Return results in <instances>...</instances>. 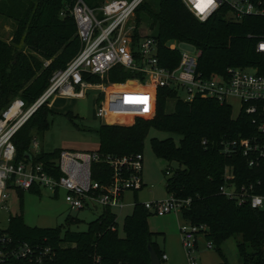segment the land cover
Listing matches in <instances>:
<instances>
[{
    "label": "trees",
    "instance_id": "obj_1",
    "mask_svg": "<svg viewBox=\"0 0 264 264\" xmlns=\"http://www.w3.org/2000/svg\"><path fill=\"white\" fill-rule=\"evenodd\" d=\"M69 2L0 0V14L12 20L9 39L0 38V112L15 97L25 104L31 103L46 87L51 72L64 67L78 51L79 41L72 18L58 16L60 9ZM96 4L89 2L87 5L96 7ZM134 11L138 15L137 22L141 16V21L152 30L148 35L155 40L158 61L164 67L171 68L178 61V52L169 50L168 45L184 43L199 50L197 71L202 75L223 73L228 66L253 68L264 75V59L254 51L255 40L246 37L247 34H264V17L244 16L233 22L219 11L200 22L180 0H142ZM133 36H138L137 29ZM44 61H48L45 66ZM130 76L128 70L118 65L106 72L103 79L120 83ZM109 88L113 94H122L137 86L131 81ZM167 99L175 100L169 112L165 110ZM45 103L13 135L17 159L25 158L33 134L42 133L48 127L49 110ZM141 103L148 104V97L129 101L127 109L131 117ZM150 128L178 135L176 144L171 137H151L149 146L154 157L181 165L165 177V192L178 198H191L189 206L182 208L179 215L192 224L205 226L204 238L212 243L220 258L217 264H232L226 260L220 246L234 235L240 237L235 242L241 259L237 264H264V210L236 205L217 192L223 167L230 165L236 185L258 181L254 192L264 195V160L249 168L241 155L223 157L217 150L221 138L253 133L249 116L239 113L231 119L230 108L225 104L199 97L183 102L175 98L173 91L158 88L153 117L135 118L129 125L100 124L96 129L97 149L118 156L140 152ZM59 151L39 152L34 160L53 161ZM107 173L104 165L91 164V179L104 182ZM27 191L39 194L35 187ZM147 217L140 202H135L131 212L123 217V235L118 236L115 214L107 208L87 222L84 231L66 229L62 233L58 226L30 227L23 223L20 214L8 215L7 226L0 229V240L5 238L0 242V252L4 255L0 264H93L96 259L100 264H149L146 246L149 245L158 257L162 250L155 239L159 233L148 229ZM17 241H26L38 250L48 247V254L40 262L9 256L8 250Z\"/></svg>",
    "mask_w": 264,
    "mask_h": 264
},
{
    "label": "built area",
    "instance_id": "obj_2",
    "mask_svg": "<svg viewBox=\"0 0 264 264\" xmlns=\"http://www.w3.org/2000/svg\"><path fill=\"white\" fill-rule=\"evenodd\" d=\"M141 1L104 0L96 7H89L83 0H70L60 9L59 17L68 15L74 22L79 48L64 67L51 72L46 87L31 103L26 105L23 100L15 97L0 112V209H6L9 192L27 191L35 187L49 191L53 197L57 196L58 191H62L63 201L69 209L99 206L101 210L107 208L113 212L114 209L120 210L123 207L125 192L137 191L143 186L141 152L118 156L101 152L97 148L80 151L60 149L53 161L41 162L34 160L39 152L34 150L37 141L31 138L29 145L32 148L29 147L27 152L29 158L17 159L12 137L32 113L53 94L79 97L83 88L89 86L100 88L94 116L104 123L107 116H126L115 111L114 104L112 108L107 87L124 86L131 81L135 82L137 89L129 93L114 94L116 101L112 100L113 103L120 102L126 107L131 99L146 100L148 97V104L134 106L136 108L131 113L130 121L135 118L144 119L154 113L155 91L158 88L173 91L175 98L183 102L199 97L213 99L229 108L226 98H235L239 104L238 112L233 117L230 109V118L235 119L239 113L246 114L254 131L247 136L219 139L218 153L223 157L239 154L249 168L256 167L264 160V75L258 74L253 68L239 66H228L220 74L202 75L197 71L199 50L188 44L186 45L191 50L178 48V44L184 43L168 45L169 50L178 52L177 64L171 68L160 65L155 40L148 34L142 35L139 32L134 38L135 28L127 25ZM180 2L200 22L219 11L225 19L233 22L244 16L264 17V0H213L203 12L197 7L201 0ZM246 37L255 40L254 51L264 59V34H247ZM47 63L48 61H44L43 65ZM118 65L128 70L132 76L115 84L89 81V77L102 79L106 72ZM91 164H101L107 168L104 182L91 179ZM164 173L168 174L167 171ZM257 184L258 181L236 185L231 166L224 165L217 192L236 205L264 210V195L254 192ZM134 203L133 201L132 206ZM190 203V197L178 198L171 193H167L162 199L140 202L148 215L154 216L179 213ZM178 230L186 264H196L195 253L198 252L199 237L204 240V249H213L212 243L204 238V225L185 220ZM8 241L7 238L6 242ZM47 254L48 247L38 250L26 241H17L8 250L9 256L37 262ZM3 256L0 252V258ZM166 261L167 256L162 251L157 264H166ZM93 264L100 262L96 259Z\"/></svg>",
    "mask_w": 264,
    "mask_h": 264
},
{
    "label": "rangeland",
    "instance_id": "obj_3",
    "mask_svg": "<svg viewBox=\"0 0 264 264\" xmlns=\"http://www.w3.org/2000/svg\"><path fill=\"white\" fill-rule=\"evenodd\" d=\"M83 1L86 4L89 2H96V6H98L104 0ZM137 18L138 15L134 11L128 19L127 25L133 26V28L137 29L142 35L152 33V30L147 28L145 21H141V16L139 18V22H137ZM11 23V19H8L0 14L1 39H9ZM178 48L191 50V48L186 44H178ZM91 78L92 77L89 78V81L93 83H116L104 81L103 78L100 79L95 77L94 80ZM99 93V87L89 86L83 88L82 95L79 97H68L57 94L51 95L45 103L49 110L47 113L48 127L42 133L33 134V138L37 141V147L34 150H36V152L46 153L51 152L54 149H69L76 151L96 149V129L100 124H104L102 120H99L94 116L95 102L98 99ZM107 94L112 108L116 107L115 111L117 110L120 114H126V116H107L106 123L119 125L131 124L134 119L132 118L133 120L130 121L131 115L127 106L124 107V105H122V103L120 104V102H112L113 99H116V96L113 97L114 94L109 87H107ZM174 101V99H167L165 101V110L167 112L173 109V105L175 103ZM226 102L230 104L231 115L234 117L238 112L239 104L237 100L232 97H227ZM66 113H68V116L65 115ZM153 114L148 117H144V119H151ZM151 137L158 139L171 137L175 144L178 140V135L174 133L155 128H150L148 130L140 148V152L142 154L141 177L143 182H145L144 188H146L137 191L136 199L140 202L165 198L167 196L164 189L165 177L169 176L174 169L181 167V165L175 161L167 162L154 157L149 146V139ZM29 147L32 148L30 145ZM165 171H167L168 174H165ZM125 194L128 198L129 193L126 192ZM13 195L14 192H9L6 209H0V229L7 226L8 215L13 214L12 208H14V206L17 207L16 199L14 200V198H12ZM26 195H30V197H27ZM39 200H44L46 204L40 203ZM22 211L26 212V218L28 220H25L28 225L41 228H52L58 226L60 227V233H62L66 229L70 231H84L87 222L93 220L100 213L101 209L99 206H89L78 210L69 209L63 201L62 191H58L57 196L53 197L49 191L39 188V194L23 192ZM113 212L115 214L117 235L122 236V219L125 215L131 212V205L121 208L120 210L114 209ZM68 218H71L72 221L66 222L65 220ZM75 219L77 221H75ZM147 220L151 228H160L161 230H164V236H162L166 238L167 246H169V248H171L176 254L177 263L186 264L185 256L180 244L181 235L178 230V227L184 224L185 220H183L179 214H176V217L168 214L160 217L148 215ZM175 226L176 229H174ZM239 238V235L229 237L222 242L220 246L222 253L229 263L237 264L241 260L235 247V242L239 240ZM156 240L161 246L163 242L162 237L159 235ZM203 244L204 240L199 237L197 239L198 252L195 253L196 264L219 263L220 258L218 253L214 249H204Z\"/></svg>",
    "mask_w": 264,
    "mask_h": 264
},
{
    "label": "crops",
    "instance_id": "obj_4",
    "mask_svg": "<svg viewBox=\"0 0 264 264\" xmlns=\"http://www.w3.org/2000/svg\"><path fill=\"white\" fill-rule=\"evenodd\" d=\"M142 182H143V180H142ZM145 187V182H143V186L139 189V190H141V189H146V188H144ZM138 191V190H137ZM137 191H127L128 193H129V195H128V198H127V196H126V192L123 194V203H124V205H123V207L122 208H124V207H127V206H130L131 205V208H132V202L134 201V202H140V201H138L137 199H136V194H137ZM146 191V190H145ZM11 192H14V195H13V197L12 198H14V200L16 199V202H17V207L16 206H14V208H12L13 210V214H20V216H21V219H22V221H23V223L25 224V225H27V226H30V225H28L27 223H26V220H28L26 217V212H23L22 211V197H23V192H29V191H21V192H18V191H11ZM30 193H33V192H30ZM16 195V196H15ZM27 197H30V195H26ZM17 199H18V201H17ZM132 199V200H131ZM14 202V201H13ZM39 202L40 203H42V204H46L45 202H44V200L42 201V200H39ZM13 205V204H12ZM13 214H11V215H13ZM176 214H179V213H169L168 215H173V217H176ZM152 216H154V215H152ZM157 217H160V216H157ZM26 219V220H25ZM147 219H148V217H147ZM176 225V224H175ZM147 226H148V229L151 231V232H154V233H159V235L162 237V245L160 246L159 245V243H158V245H159V248L166 254V256H167V261H166V264H178L177 263V256H176V254L172 251V249L171 248H169V246H167V243H166V238L165 237H163L164 236V230H161L160 228H151L150 227V225H149V223H148V220H147ZM30 227H32V226H30ZM174 229H176V226H175V228ZM163 235V236H162ZM157 238V237H156ZM155 238V239H156ZM157 241V240H156Z\"/></svg>",
    "mask_w": 264,
    "mask_h": 264
},
{
    "label": "water",
    "instance_id": "obj_5",
    "mask_svg": "<svg viewBox=\"0 0 264 264\" xmlns=\"http://www.w3.org/2000/svg\"><path fill=\"white\" fill-rule=\"evenodd\" d=\"M104 124H107V123H104ZM24 155H25V158H29L28 154L25 153ZM146 249L149 255V264H157L158 256L156 255L154 250L149 245L146 246Z\"/></svg>",
    "mask_w": 264,
    "mask_h": 264
},
{
    "label": "snow or ice",
    "instance_id": "obj_6",
    "mask_svg": "<svg viewBox=\"0 0 264 264\" xmlns=\"http://www.w3.org/2000/svg\"><path fill=\"white\" fill-rule=\"evenodd\" d=\"M212 2L213 0H201V3H198L197 7L201 12H203Z\"/></svg>",
    "mask_w": 264,
    "mask_h": 264
}]
</instances>
